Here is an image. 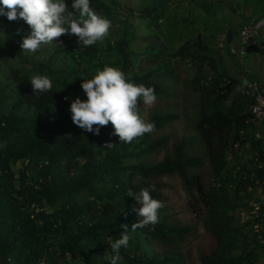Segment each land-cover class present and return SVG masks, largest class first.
Wrapping results in <instances>:
<instances>
[{
  "label": "trees",
  "instance_id": "trees-1",
  "mask_svg": "<svg viewBox=\"0 0 264 264\" xmlns=\"http://www.w3.org/2000/svg\"><path fill=\"white\" fill-rule=\"evenodd\" d=\"M144 1L149 3L137 15L150 31L143 37L126 15L118 37L83 47L75 35H63L62 44L43 58L22 52L31 33L27 23L0 15V264H111L110 244L121 238L124 224L130 241L117 264H186L175 243L191 226L169 221L165 207L156 225L131 231L142 218L136 211L141 205L129 193L147 189L161 201L163 185L157 178L173 174L191 197L192 211L216 237L215 249L201 253V264H257L264 250V196H255L260 188L264 192V119L253 114V99L238 90L243 82L224 66L223 55L239 59L229 44L242 25L264 19V0H257L259 11L251 15L256 18L228 31L225 48L212 47L198 35L173 52H166L157 30L169 0ZM66 2L71 8L72 0ZM90 6L117 23V7L109 0H90ZM138 42L144 51H138ZM253 48L262 55L263 49ZM10 52L19 65H4ZM144 54L146 64L138 62ZM169 56L196 67L191 81L200 93L195 127L211 168L209 183L193 171L201 158L190 155L183 141L157 163L144 160L165 145L167 137L156 134L178 113L156 107L144 119L155 124V131L130 144L120 142L111 122L96 135L72 121L71 103L77 97L87 100L78 89L105 67L153 88L156 97L166 94L172 79ZM30 71L47 75L51 91L36 94ZM245 78L257 79L253 73ZM243 210L248 219L240 224Z\"/></svg>",
  "mask_w": 264,
  "mask_h": 264
},
{
  "label": "rangeland",
  "instance_id": "rangeland-1",
  "mask_svg": "<svg viewBox=\"0 0 264 264\" xmlns=\"http://www.w3.org/2000/svg\"><path fill=\"white\" fill-rule=\"evenodd\" d=\"M109 2L113 3L118 10V20L116 24L111 22L112 27L109 30V37L116 38L119 36L120 19L124 20L126 15H129L130 21L142 37L150 31L146 23L137 15V11H141L140 9L147 6L149 1L109 0ZM168 2L166 19L163 20L162 28H157L160 42L167 47L166 52H173L180 44L195 39L198 35L202 36L205 43L217 47L220 39L226 38L229 30L235 31L242 20L251 21V18H256L255 14L252 17L251 15L254 11L256 13L259 11L256 7L257 0H169ZM131 12H134V14L130 15ZM62 42L61 36L51 44L42 45L35 53L38 58L48 56L53 45H61ZM141 42L136 45L138 51H144L145 49V45ZM253 49L258 50L259 47L255 46ZM169 59L172 79L168 82V92L157 96V101L153 106L144 105L142 100L138 102V106L141 111L140 116L143 119H146L156 107L162 111L178 113L180 117L172 120L157 132L156 137L166 136L167 141L164 146L145 156L144 160L149 163H157L163 160L167 153L172 152L177 142L183 141L190 155L201 158V162L193 171L201 173L206 182L209 183L212 180L211 168L205 154L202 138L195 127L200 93L192 88L191 81L196 67L189 65L186 60L179 57L169 56ZM140 61H144L145 64L148 63V56L142 55L139 57L138 62ZM238 61L242 67L249 68L256 76L257 74L261 75L264 79V58L261 54L250 52L245 58ZM63 63H65V60ZM12 64H18L14 52H10L4 62L5 66ZM223 64L224 66L227 65V68L232 73L237 74L238 77H247L248 72H250L248 70L245 73L242 70V73H238L237 62L226 53L223 55ZM30 74L32 77L34 75L43 76L37 71H30ZM158 78L166 77L160 75ZM78 93L82 95L84 93L83 89L79 88ZM263 132L264 130H260L261 135ZM18 168H16L17 171ZM157 181L163 185L164 197L161 201L164 204L166 213L169 215V221L182 227L191 226L184 237L177 239L175 249L182 251L186 264H201V253H211L215 249L216 237L205 229L201 219L192 211L190 206L191 197L184 190L182 180L177 174L164 175L157 178ZM255 196L258 199L264 196L262 188L257 190ZM247 219L248 212L243 210L240 214L239 223H245ZM257 264H264V250L261 251Z\"/></svg>",
  "mask_w": 264,
  "mask_h": 264
},
{
  "label": "clouds",
  "instance_id": "clouds-1",
  "mask_svg": "<svg viewBox=\"0 0 264 264\" xmlns=\"http://www.w3.org/2000/svg\"><path fill=\"white\" fill-rule=\"evenodd\" d=\"M0 15H6L9 21L23 19L31 28L30 35L23 39L22 52H37L42 45L51 44L63 35H75L83 47L102 42L109 35L111 21L99 15L91 6L90 0H72L69 8L66 0H0ZM222 39V38H221ZM36 94L51 91L53 83L47 76L34 75L31 80ZM244 86H249L247 80ZM87 96L86 101L77 97L70 106L72 121L85 131L99 135L100 128L113 125L114 135L120 142L132 143L134 139L155 131L153 122H146L139 114L138 102L153 106L157 97L154 89L129 82L126 74L114 67H105L94 78L85 80L81 85ZM238 90L242 91L243 88ZM68 97H65L67 100ZM94 126H96L94 128ZM114 144L106 143V148ZM141 205L137 209L142 219L132 225V230L156 225L159 222V210L164 207L162 201L152 198L147 189L138 193H129ZM121 238L110 244L114 256L111 264L121 259V248L129 246L128 226Z\"/></svg>",
  "mask_w": 264,
  "mask_h": 264
},
{
  "label": "built area",
  "instance_id": "built-area-1",
  "mask_svg": "<svg viewBox=\"0 0 264 264\" xmlns=\"http://www.w3.org/2000/svg\"><path fill=\"white\" fill-rule=\"evenodd\" d=\"M259 39H261L259 41ZM264 19L244 24L239 28L238 37L229 44V51L239 59L245 58L254 46L261 49L264 57ZM219 48H225V38L220 39ZM240 59V60H241ZM249 86H243L241 91L244 95L253 99L250 107L253 114L264 119V83L258 79L249 80Z\"/></svg>",
  "mask_w": 264,
  "mask_h": 264
},
{
  "label": "crops",
  "instance_id": "crops-1",
  "mask_svg": "<svg viewBox=\"0 0 264 264\" xmlns=\"http://www.w3.org/2000/svg\"><path fill=\"white\" fill-rule=\"evenodd\" d=\"M227 33H228V32H227ZM254 54H255V53H254ZM238 60H240V59H236V58L234 59V61L237 62V67H238V69H239V70H238V73L241 72L242 70L245 71V72H248V70L250 71L249 68H247V67H245V66L242 67V66L240 65L241 63H240ZM245 69H246L247 71H246ZM241 73H242V72H241ZM248 73H253V76H254V77H256L257 79H259L260 81H262V82L264 83V79L262 78L261 75H258V74H257V76H256L255 73H254L253 71H250V72H248ZM234 74H235V73H234ZM240 78H241L242 82L244 81V79H246V78L243 77V76H241Z\"/></svg>",
  "mask_w": 264,
  "mask_h": 264
}]
</instances>
